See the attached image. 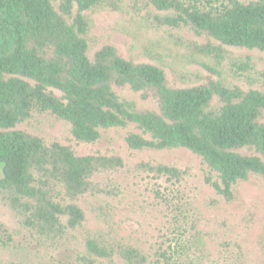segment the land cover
Wrapping results in <instances>:
<instances>
[{"label":"trees","instance_id":"16d2710c","mask_svg":"<svg viewBox=\"0 0 264 264\" xmlns=\"http://www.w3.org/2000/svg\"><path fill=\"white\" fill-rule=\"evenodd\" d=\"M140 1L157 29H184L202 38L187 45L194 55L218 60L226 48L264 52V0ZM115 4L0 0V201L40 247L0 264H110L114 257L121 264H182L203 245L198 223L204 211L235 201L239 181L254 174L264 178V92L226 86L205 62L209 73L182 84L116 44L105 42L89 55L86 11ZM127 93L137 100H127ZM40 117L69 124L68 139L18 127ZM126 127L138 132L127 134L121 149H78L97 144L101 130ZM177 148L200 159L201 180L190 166L138 157ZM186 184L195 194L208 186L214 196L194 208L180 195ZM85 199L106 217L126 208L139 219L162 218L164 228L144 247L114 236L111 224L109 231L87 229ZM262 214L252 202L238 213L208 219L224 234L217 242L221 248L242 250ZM72 230H82L84 249L57 260L50 253L70 249ZM12 239L0 225V252ZM258 245L264 264V235Z\"/></svg>","mask_w":264,"mask_h":264},{"label":"rangeland","instance_id":"374dc122","mask_svg":"<svg viewBox=\"0 0 264 264\" xmlns=\"http://www.w3.org/2000/svg\"><path fill=\"white\" fill-rule=\"evenodd\" d=\"M57 5L58 0H52ZM116 9L111 7L97 8L86 11L90 24L88 33L89 55L99 45L108 42L116 44L135 60L150 61L162 66L168 76L182 84L192 83L197 75L209 73L202 65L205 62L215 69L213 77L229 87L239 86L244 89L256 88L264 92V52L254 49L226 48L222 59H212L194 55L187 47L189 42L202 43L203 39L184 30L174 28L157 29L148 21L146 9L140 0H114ZM74 11V10H73ZM127 100H137L133 93L123 94ZM18 127L39 132L48 138L67 140L69 137V124L64 121H51L46 117L36 118L27 124ZM133 127L110 128L101 130L99 142L92 146L82 145L78 149L82 152L91 151L94 147L116 148L124 147V137L129 133H137ZM249 154L246 149L240 150ZM138 157L148 160H160L190 166L201 180L205 167L200 159L190 151L177 148L161 151H145L138 153ZM1 176V169H0ZM180 195L190 198L193 207L206 197H213L214 193L208 186L203 192L196 194L191 184L179 188ZM237 198L231 204L221 203L214 210L204 211L198 223L199 238L202 246L189 251L182 264H263L259 239L264 235V178L259 175H250L246 181L236 184ZM198 200V202H195ZM252 202H257L263 208L262 217L244 237L245 247L239 250L235 247L224 249L218 245L224 234L220 228H215L208 217L224 216L229 213H238L242 208ZM201 208V207H200ZM83 209L86 213L85 227L90 230L109 231L112 225L113 235L119 239L130 240L140 246L153 243L159 236V230L164 228L162 218L139 219L126 208L111 212L107 217L100 214L98 204L92 199H85ZM108 219L109 223H106ZM0 225L12 235V244L6 251L0 252V259L10 255L25 257L36 254L40 247L31 241L24 230L15 220L12 210L0 201ZM212 232L208 235L206 232ZM70 249L66 252H52L51 256L57 260H68L84 249L82 230H72L69 233ZM247 244V245H246ZM44 252L41 253L44 254ZM110 264H121L118 257L113 258Z\"/></svg>","mask_w":264,"mask_h":264}]
</instances>
